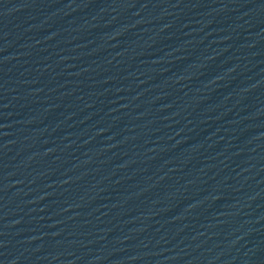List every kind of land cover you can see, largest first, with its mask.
I'll use <instances>...</instances> for the list:
<instances>
[{
	"label": "water",
	"instance_id": "95a60500",
	"mask_svg": "<svg viewBox=\"0 0 264 264\" xmlns=\"http://www.w3.org/2000/svg\"><path fill=\"white\" fill-rule=\"evenodd\" d=\"M0 264H264V0H133L0 212Z\"/></svg>",
	"mask_w": 264,
	"mask_h": 264
}]
</instances>
